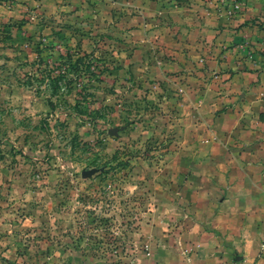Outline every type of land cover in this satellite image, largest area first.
Listing matches in <instances>:
<instances>
[{"label":"rangeland","instance_id":"1","mask_svg":"<svg viewBox=\"0 0 264 264\" xmlns=\"http://www.w3.org/2000/svg\"><path fill=\"white\" fill-rule=\"evenodd\" d=\"M134 1L0 0V264H150L180 233L179 89L207 78Z\"/></svg>","mask_w":264,"mask_h":264},{"label":"crops","instance_id":"2","mask_svg":"<svg viewBox=\"0 0 264 264\" xmlns=\"http://www.w3.org/2000/svg\"><path fill=\"white\" fill-rule=\"evenodd\" d=\"M233 1H134L151 9L138 11L140 26L148 16L158 23L150 44L184 50L176 66L207 78L179 89L197 150L183 158L191 172L179 190L181 231L150 264H264V0H242L235 12Z\"/></svg>","mask_w":264,"mask_h":264},{"label":"built area","instance_id":"3","mask_svg":"<svg viewBox=\"0 0 264 264\" xmlns=\"http://www.w3.org/2000/svg\"><path fill=\"white\" fill-rule=\"evenodd\" d=\"M242 8V0H234L231 4L230 10L232 12L239 11Z\"/></svg>","mask_w":264,"mask_h":264}]
</instances>
